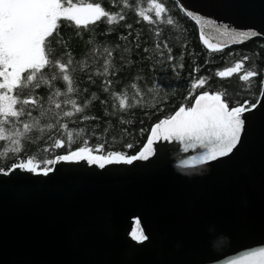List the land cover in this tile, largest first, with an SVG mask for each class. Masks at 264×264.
Returning <instances> with one entry per match:
<instances>
[{
  "label": "water",
  "instance_id": "95a60500",
  "mask_svg": "<svg viewBox=\"0 0 264 264\" xmlns=\"http://www.w3.org/2000/svg\"><path fill=\"white\" fill-rule=\"evenodd\" d=\"M176 1L217 24L264 33V0ZM156 148L132 165L0 174V264H226L264 246V107L247 114L228 157L184 167L199 151L180 142ZM134 218L149 237L142 244L130 238ZM220 236L229 242L213 250Z\"/></svg>",
  "mask_w": 264,
  "mask_h": 264
},
{
  "label": "snow or ice",
  "instance_id": "6c2138e0",
  "mask_svg": "<svg viewBox=\"0 0 264 264\" xmlns=\"http://www.w3.org/2000/svg\"><path fill=\"white\" fill-rule=\"evenodd\" d=\"M123 4L128 7L129 0H123ZM148 4L147 12L136 11L137 23L175 24L174 19L168 15L165 3L148 0ZM182 10L200 26V40L212 52H220L231 44L243 43L249 38L264 37V33L236 30L183 7ZM125 19L122 10L109 12L97 0L87 3L82 0H0V159H7L9 155L17 157L9 167H0V174L7 176L19 170L47 177L60 163L86 162L100 169L113 164L132 165L136 161H147L153 157L157 152L156 145L160 142H180L184 152L199 151L198 156L182 162L181 166L184 167L214 162L232 155L238 149L245 131L247 114L264 107V80L260 81L259 95L254 100L244 99L230 105L224 91L212 93L202 90L194 95L197 89L204 88L209 79L203 76L197 78L191 83L189 92L194 103L189 107L181 105L174 114L156 122L150 129L146 143L133 155L118 151L105 152L103 144L90 146L88 140L83 139L85 129L70 128L67 122L60 123L63 118H71L84 112L92 100L98 97L92 93L83 104L73 98L79 91L75 74L78 71L86 72L91 67L90 61H74L70 52L65 53L67 59L54 58L50 38L55 34L56 43L65 44L58 31L61 22L65 20L71 22L79 34L80 29L87 30L90 25L102 20H106L111 26ZM126 26L132 28L131 24ZM154 35L160 37L159 28ZM155 47L163 55L159 41ZM163 49H167L169 59H173L166 40L163 41ZM148 51V48H144L145 53ZM91 55L93 58L102 56L103 63L89 72L87 79L94 82L93 76L105 77L102 90L107 93L113 84L107 77L116 74L111 71L115 68L114 49L102 46L101 50V46L96 45L92 47ZM248 59L249 57L244 56L233 65L217 70L215 75L220 78L238 75L239 80L244 82V90L251 91L253 78L260 73L255 68H245ZM194 71L198 72L199 68ZM56 82L62 84L63 88L58 87ZM41 87L49 89L46 97L48 107L35 94ZM131 88L134 90L131 96L126 90L123 93H113L122 111L139 105L143 98V93L135 82L131 84ZM83 91L86 92L87 89ZM25 92L29 94L24 95ZM34 112L37 114L34 115ZM81 119L87 121L96 117L84 115ZM46 120L53 122H45ZM57 127L59 135L49 136L50 143L38 151L50 154L55 149H62L64 154L20 157L26 142H35L42 138L41 134ZM32 133L38 135L32 136ZM77 138H81L82 146L73 150L72 145ZM126 147L131 149L133 145L127 144ZM134 225L130 238L137 243L146 242L149 237L142 228L140 218H134ZM226 264H264V246L237 253Z\"/></svg>",
  "mask_w": 264,
  "mask_h": 264
},
{
  "label": "trees",
  "instance_id": "16d2710c",
  "mask_svg": "<svg viewBox=\"0 0 264 264\" xmlns=\"http://www.w3.org/2000/svg\"><path fill=\"white\" fill-rule=\"evenodd\" d=\"M82 2L87 3L92 0H82ZM97 2H100L109 12L115 13L122 10L126 19L111 26L106 23V20H102L95 25H90L87 30L80 29L79 34L71 22L65 20L61 22L58 30L59 37L65 44H57L55 34L50 38L54 58L67 59L65 53L70 52L74 61L84 59L90 61L91 67L86 72L78 71L75 74L74 78L79 91L73 98L80 104L88 100L92 93H95L98 98L92 100L84 112L60 121V123L67 122L70 128L85 129L83 139H87L90 146L103 144L105 152L136 154L146 143L150 129L156 122L174 114L181 105L189 107L194 103V100L189 97L191 83L201 76L209 78L208 82L203 89H197L194 95L202 90L212 93L224 91L230 105H235L236 102L244 99L254 100L255 96L259 95V83L264 80L263 37H254L244 43L228 46L220 52H212L201 42L198 25L186 15L176 0H158L165 3L168 15L174 19L175 24L171 26L166 23L157 25L143 21L137 23L136 11L147 12L148 0H129L128 7H124L123 0H97ZM128 24L132 25L131 29L126 26ZM157 28L161 32L159 38L154 35ZM165 40L172 50L170 55L173 59L171 60L167 49H163ZM158 41L161 43L163 55L155 47ZM96 45L101 46V50L102 46L114 49L115 68L111 71L116 74L107 77L113 81L107 93L102 90V81L105 77L93 76L94 82L87 79L88 73L103 63L102 56L93 58L91 55V49ZM144 48H148L149 51L145 53ZM244 56L249 57L245 62V68H255L260 73L253 78L254 85L251 91L244 90V82L239 80L238 75L230 78H220L215 75L217 70L233 65ZM196 68H199L198 72L194 71ZM133 82L138 85L143 98L139 105L122 111L113 93H123L126 90L131 96L134 91L131 88ZM56 84L63 88L59 82ZM84 89L87 91H83ZM48 92V88L41 87L35 93L41 97V103L45 107H48L46 99ZM28 94V92L24 93V95ZM128 103H131V100H128ZM33 114L36 115L37 112ZM84 115L94 116L96 119L82 121L81 118ZM122 120L126 122L121 123ZM41 135V139L25 143L20 157L33 154L49 157L64 154L62 149H55L50 154L38 151L50 143L49 136L59 135L58 127ZM127 144H132L133 147L129 149L126 147ZM78 146H82L81 138H77L76 143L72 145L73 150ZM16 159L17 157L11 155L7 159H0V167L7 168Z\"/></svg>",
  "mask_w": 264,
  "mask_h": 264
},
{
  "label": "clouds",
  "instance_id": "9594fccd",
  "mask_svg": "<svg viewBox=\"0 0 264 264\" xmlns=\"http://www.w3.org/2000/svg\"><path fill=\"white\" fill-rule=\"evenodd\" d=\"M229 240L227 237L220 236L215 241H213V250H218V245L221 243H228Z\"/></svg>",
  "mask_w": 264,
  "mask_h": 264
}]
</instances>
